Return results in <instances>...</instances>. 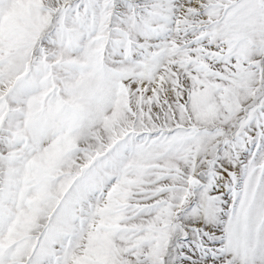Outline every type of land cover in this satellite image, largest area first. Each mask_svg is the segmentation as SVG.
Segmentation results:
<instances>
[{"label":"snow or ice","instance_id":"snow-or-ice-1","mask_svg":"<svg viewBox=\"0 0 264 264\" xmlns=\"http://www.w3.org/2000/svg\"><path fill=\"white\" fill-rule=\"evenodd\" d=\"M0 264H264V0H0Z\"/></svg>","mask_w":264,"mask_h":264}]
</instances>
